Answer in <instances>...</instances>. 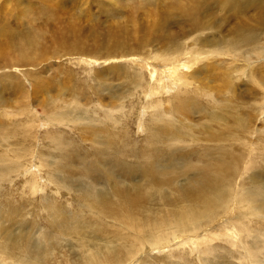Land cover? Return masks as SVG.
<instances>
[{
    "label": "rangeland",
    "instance_id": "obj_1",
    "mask_svg": "<svg viewBox=\"0 0 264 264\" xmlns=\"http://www.w3.org/2000/svg\"><path fill=\"white\" fill-rule=\"evenodd\" d=\"M192 18L200 31L189 32ZM243 25L257 35L236 46L242 57H205L226 51ZM203 39L218 43L194 64ZM177 52L193 66L179 71L190 84L183 89L168 73L175 86L167 91L165 74L156 85L145 64ZM212 135L219 141L206 140ZM186 147L195 157L178 155ZM216 150L254 161L237 169L234 187L243 190L226 226L203 243L170 237L141 252L133 243L123 264L257 263L264 222L244 197L264 206V0H0L2 263L100 264L88 254L107 245L102 230L112 237L117 229L96 208L134 193L150 208L158 191L186 186ZM242 222L258 228L260 244Z\"/></svg>",
    "mask_w": 264,
    "mask_h": 264
},
{
    "label": "bare ground",
    "instance_id": "obj_2",
    "mask_svg": "<svg viewBox=\"0 0 264 264\" xmlns=\"http://www.w3.org/2000/svg\"><path fill=\"white\" fill-rule=\"evenodd\" d=\"M192 19V30L189 32L200 31L203 27L201 21L198 18ZM256 31L257 30H254L253 27H246L243 25L239 28L238 31H236L237 33L235 41L229 43L228 49L226 51L218 48L216 49V51L208 52L209 50H206L204 47L213 43H210V41L203 39L201 42L203 44V49L199 53L198 51H195V55L197 57L192 62L196 64L197 61L201 60L203 58V52H208L206 53L205 57L214 55V53L222 54V52L220 51H223V53L228 52L234 54V58L242 57V54L237 53L236 50L249 45L257 35ZM198 42L200 43V39L198 40ZM216 43H214L213 45H216ZM237 45L241 47H236ZM128 47L129 46L125 43H119L115 46L116 49L124 50V52L127 51ZM159 58H162V60L159 61V65L156 63L145 64V69L149 73L150 71H154V73L150 75L152 79H155L156 77V79L158 80L156 85L161 84L160 86H163L162 82L158 79V73L161 70L162 73L165 74L163 79L170 82L163 87L165 90L167 89V91H170V86H175V83L172 81V77H174V74L176 75L177 81H180V85H184L183 89L188 88L190 82L181 78L179 71L180 69L193 68V66L186 65L187 62L185 61L189 60V58H186L184 55L181 56L180 52H177L172 56L168 55L167 53L157 57L155 56V60ZM168 73H173V76L170 77L171 75H167ZM137 78L140 82L144 80H141V78L143 77H141L140 74L137 75ZM155 89L156 88H154V90ZM225 120L226 119H224V121ZM239 120L240 118H238L237 122ZM219 139L220 137L212 135L206 140L210 142H217L219 141ZM194 142L201 143L200 140L190 141V143L192 144H194ZM192 144H190V146L194 147V145ZM250 146L252 145L248 144V147ZM206 152L207 154L210 153V151ZM178 155H180L181 158H192L195 157L196 152L193 150L189 151L188 147H186L182 150H179ZM249 161L254 162L253 159H249L248 161H246V156L242 157L241 155L240 158L238 156L216 150L214 152V155L208 159V163L206 164L204 170L196 173L195 176L191 179L189 178V176L186 178V181L189 182L186 186L178 185L175 188L170 189L174 192L163 189L154 190V192L158 190L160 191L157 192L156 200H151L153 204H150V208H146L145 206L142 207L139 204L136 199L137 196H140L138 193H134L131 195H121V198H118L116 202H109L107 205L101 208H96L99 209L103 214L109 216L107 217V222L110 223L109 226L112 225L111 227L117 230L111 237L108 234V229H97L102 230L99 235H103V237L106 238L107 245L105 246L104 250L102 249L103 245L102 248L99 247L98 253L100 254H95L96 251H91L88 256L92 253L90 255L92 259L96 260L100 264H114L112 263V260L114 259H120L116 264H123L125 262L124 258H129L131 251L134 248L129 247V245H134L133 243H139V251H143L144 249H146L147 245H151L154 248V246L161 244L170 237L181 240L177 243L178 246H182L184 245L185 241H192L193 239L197 240L199 243L207 241L208 238L214 236L215 232L221 230L220 227L226 226V216L228 214L226 212H230L232 208H239L238 204H240V202L239 200L237 201L239 194L237 193L238 191H242L243 188L236 190L237 188L241 187V183L238 182L234 187V181L238 178L237 169H241V167L249 163ZM125 171L127 173H132V170L125 169ZM245 173L246 171L243 170L242 177ZM186 174L187 171H182L183 177ZM250 180L254 181L253 178ZM244 198L249 199L251 202V208H248L249 214L260 212V214L258 213L259 215H257L259 219L258 223L264 222V215L262 212L264 211V206L262 207V205H259V201L256 198ZM159 202L161 203L159 205H156V203ZM234 220H237V218L230 220L229 223L231 224L232 222H234ZM241 225L247 230L249 236L251 232L256 234L257 241L255 243V246L260 244L259 235L257 234L258 228L250 226L245 227V223L243 222L241 223ZM204 226H208V228L206 229L204 228ZM238 231V228L234 227L232 235L238 238ZM196 232L197 234H194ZM240 242L241 241L239 240V247H241ZM250 245L251 246L247 248H243H246L248 250L253 248L254 241H252ZM82 248L86 249L84 244ZM255 251L256 252H252V255L257 262L256 264H264V261L261 260V258H264V246L255 247ZM261 252L262 254L260 255ZM135 257L136 255L131 257V259H129V262L133 261ZM0 264L4 263L0 261Z\"/></svg>",
    "mask_w": 264,
    "mask_h": 264
}]
</instances>
